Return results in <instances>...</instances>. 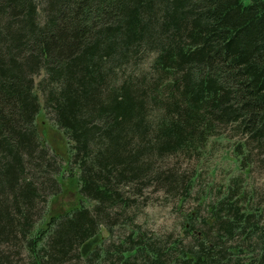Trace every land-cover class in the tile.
<instances>
[{
    "label": "trees",
    "instance_id": "16d2710c",
    "mask_svg": "<svg viewBox=\"0 0 264 264\" xmlns=\"http://www.w3.org/2000/svg\"><path fill=\"white\" fill-rule=\"evenodd\" d=\"M41 109L86 203L58 214L47 201L64 169ZM221 135L237 172L200 193L204 213L182 214L180 233H147L130 213L142 189L181 202L197 176L155 162L200 159ZM255 159L264 167V0H0V264H264Z\"/></svg>",
    "mask_w": 264,
    "mask_h": 264
},
{
    "label": "rangeland",
    "instance_id": "374dc122",
    "mask_svg": "<svg viewBox=\"0 0 264 264\" xmlns=\"http://www.w3.org/2000/svg\"><path fill=\"white\" fill-rule=\"evenodd\" d=\"M242 2L247 3L248 0H242ZM146 68L147 56L145 55L139 61L137 71H145ZM38 78L39 76H36L35 80ZM34 123L42 142L59 155L62 161L59 160L64 169L62 176H59L62 182L61 192L55 197H50L47 201L48 214H58L84 203L85 201L82 200L76 190L74 175L76 170L74 168L67 170L65 164L68 156L66 138L42 109L35 117ZM232 143L233 140L222 135L213 136L208 139L200 159H187L181 155H176L157 160L153 165V170L171 169L176 175L182 177H189L197 173L195 182L181 202L180 193L171 189L167 192L166 186L158 185V187L143 188L137 197L136 207L130 211L136 215L135 221L149 234L154 233L161 236L166 233L173 235L180 233L182 214L195 209L200 214L204 213V207L197 206L200 193L209 188L207 197L209 200V197L215 194L216 188L220 187L221 184L224 185L227 178L237 172L236 161L232 153ZM250 182L255 189V199L259 204H264V167L259 165L257 159H255V164L251 169Z\"/></svg>",
    "mask_w": 264,
    "mask_h": 264
}]
</instances>
